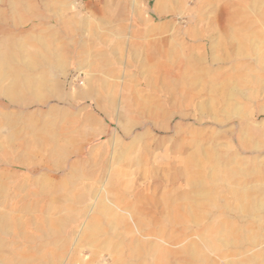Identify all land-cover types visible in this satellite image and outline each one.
<instances>
[{
    "label": "rangeland",
    "instance_id": "1",
    "mask_svg": "<svg viewBox=\"0 0 264 264\" xmlns=\"http://www.w3.org/2000/svg\"><path fill=\"white\" fill-rule=\"evenodd\" d=\"M263 9L0 0V264H264ZM76 13L90 67L39 100L17 71Z\"/></svg>",
    "mask_w": 264,
    "mask_h": 264
},
{
    "label": "crops",
    "instance_id": "2",
    "mask_svg": "<svg viewBox=\"0 0 264 264\" xmlns=\"http://www.w3.org/2000/svg\"><path fill=\"white\" fill-rule=\"evenodd\" d=\"M63 23L66 27L63 30L67 29L70 40L65 43L51 37H40L38 42L41 47L33 56L24 55V69L17 71L16 85L31 91L39 100L65 93L68 79L77 76L83 67L87 69L91 64L90 58L85 56L88 47L81 41L86 31L82 28L86 22L82 21L81 13L64 18ZM34 25L40 28L43 24L39 22Z\"/></svg>",
    "mask_w": 264,
    "mask_h": 264
},
{
    "label": "bare ground",
    "instance_id": "3",
    "mask_svg": "<svg viewBox=\"0 0 264 264\" xmlns=\"http://www.w3.org/2000/svg\"><path fill=\"white\" fill-rule=\"evenodd\" d=\"M263 12H264V9H263ZM245 209H246V211H251V210H254L255 208L253 207V205H246L245 206ZM255 211H257V210H255ZM228 238L229 237H222L221 239L223 240V241H218V240H216V241H212V242H210L209 244H208V248L209 249H214V250H218L220 247H222V245L223 244H229V240H228ZM196 249V248H195ZM199 253V249H197V250H193V253H195V254H198ZM196 259V258H195Z\"/></svg>",
    "mask_w": 264,
    "mask_h": 264
}]
</instances>
